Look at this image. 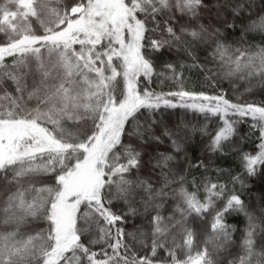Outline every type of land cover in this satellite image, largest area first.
I'll return each instance as SVG.
<instances>
[{
	"label": "snow or ice",
	"instance_id": "1",
	"mask_svg": "<svg viewBox=\"0 0 264 264\" xmlns=\"http://www.w3.org/2000/svg\"><path fill=\"white\" fill-rule=\"evenodd\" d=\"M0 264H264V0H0Z\"/></svg>",
	"mask_w": 264,
	"mask_h": 264
},
{
	"label": "trees",
	"instance_id": "2",
	"mask_svg": "<svg viewBox=\"0 0 264 264\" xmlns=\"http://www.w3.org/2000/svg\"><path fill=\"white\" fill-rule=\"evenodd\" d=\"M193 79H196V77L193 76ZM223 87H224L225 89H228V88H229V85H228L227 83H225V84L223 85ZM157 90H159V89H157ZM165 90H167V89H165ZM229 94L231 95V93H229ZM257 98H258V97H257ZM197 123H198V122H197L196 120H193V124H197ZM246 128H247L246 125L241 126V131H242V132L246 131ZM192 147H193V149H195L196 151H199L201 145L199 144V142H198V140H197V141H195V142L193 143ZM248 147L250 148V147H252V145H248ZM220 163H221L222 165H225L227 162H226V161H221ZM129 227H131V223H130Z\"/></svg>",
	"mask_w": 264,
	"mask_h": 264
}]
</instances>
